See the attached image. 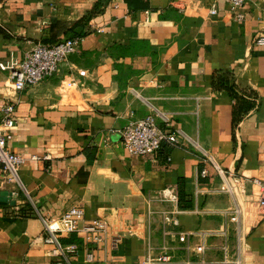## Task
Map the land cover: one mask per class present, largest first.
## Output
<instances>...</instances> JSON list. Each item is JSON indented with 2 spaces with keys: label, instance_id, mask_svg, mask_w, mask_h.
I'll use <instances>...</instances> for the list:
<instances>
[{
  "label": "crops",
  "instance_id": "crops-1",
  "mask_svg": "<svg viewBox=\"0 0 264 264\" xmlns=\"http://www.w3.org/2000/svg\"><path fill=\"white\" fill-rule=\"evenodd\" d=\"M145 1L133 9L123 0H0V62L85 31L34 85L14 91L0 70V104L13 105L16 121L6 149L25 159L17 182L0 171V264H55L39 216L57 218L72 205L84 221L107 224L103 243L87 247L93 259L79 247L76 264H138L163 247L173 262L264 264V212L250 182H264V45L254 42L264 35V0H245L240 21L223 0ZM217 71L255 93L236 121L227 91L211 86ZM151 108L168 115L156 122L176 143L129 156L117 129ZM201 151L242 187L218 191ZM177 180L191 206H176L178 224L163 232L159 212L172 205L151 195Z\"/></svg>",
  "mask_w": 264,
  "mask_h": 264
},
{
  "label": "built area",
  "instance_id": "built-area-1",
  "mask_svg": "<svg viewBox=\"0 0 264 264\" xmlns=\"http://www.w3.org/2000/svg\"><path fill=\"white\" fill-rule=\"evenodd\" d=\"M231 15L236 21L243 19V14L238 12L245 0H223ZM214 5L208 8L209 14H215ZM82 41V36L66 37L53 43H35L26 51L21 59H8L0 62V70L7 71L10 85L14 91H20L25 86L34 85L42 79L49 77L56 70L57 65L74 53ZM254 42L264 45V35L255 37ZM83 75V70H78ZM14 109L11 103L0 104V171L17 182V169L24 162V157L6 149V143L11 139V131L15 126ZM156 118L167 124L168 115L153 108L141 117L129 118L117 129L120 143L129 156L151 154L160 149L162 143L172 145L176 143L174 133L161 128ZM35 158V157H33ZM201 163L209 164L220 178L218 191L233 194L242 187V180L234 176L231 171L222 169L210 154L201 151ZM199 177H206L205 167L198 169ZM252 185L258 189L257 206L264 212V182L257 177L250 178ZM154 200L167 202L172 205L170 210L159 212V221L162 231L166 227L177 226L176 213V186L168 185L151 195ZM41 223L42 241L50 245V254L55 259V264H76L74 256L79 247L84 249V259H93L88 245L103 243L107 236V224L102 219L83 220V210L78 205L68 207L59 217L47 218L39 216ZM71 234H76L80 242H63L62 239ZM164 247L156 256L146 254L138 264H190L188 260L173 262L164 251ZM98 264V263H96Z\"/></svg>",
  "mask_w": 264,
  "mask_h": 264
},
{
  "label": "trees",
  "instance_id": "trees-1",
  "mask_svg": "<svg viewBox=\"0 0 264 264\" xmlns=\"http://www.w3.org/2000/svg\"><path fill=\"white\" fill-rule=\"evenodd\" d=\"M125 4L131 6L133 9H145L147 2L145 0H123ZM90 14V13H89ZM87 20L86 18L83 21ZM85 31H75L72 36H83ZM69 36V37H72ZM231 80V76L227 72H213L211 79V86L213 89H223L227 91V94L232 99V120L236 121L244 116L249 110H251L256 104L255 93L248 89L237 88V85ZM240 94V96L238 95ZM176 195H177V207L189 208L191 206V199L189 195L183 191L180 180L176 181ZM26 209H18L16 214H25Z\"/></svg>",
  "mask_w": 264,
  "mask_h": 264
},
{
  "label": "water",
  "instance_id": "water-1",
  "mask_svg": "<svg viewBox=\"0 0 264 264\" xmlns=\"http://www.w3.org/2000/svg\"><path fill=\"white\" fill-rule=\"evenodd\" d=\"M3 194V193H2Z\"/></svg>",
  "mask_w": 264,
  "mask_h": 264
}]
</instances>
